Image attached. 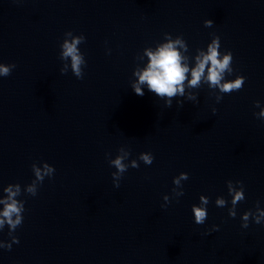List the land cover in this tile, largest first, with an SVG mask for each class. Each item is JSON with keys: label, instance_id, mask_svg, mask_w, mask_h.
<instances>
[{"label": "water", "instance_id": "95a60500", "mask_svg": "<svg viewBox=\"0 0 264 264\" xmlns=\"http://www.w3.org/2000/svg\"><path fill=\"white\" fill-rule=\"evenodd\" d=\"M81 35L78 79L60 54ZM177 36L189 71L184 95L167 107L146 84L143 96L132 86L148 66L146 49ZM214 36L221 56L233 57L221 83L243 76L240 90L210 87V62L199 85L189 84ZM0 64L15 65L0 76V213L9 185L24 204L21 225L0 229V264H264V220L254 221L257 206L264 210V117L256 115L264 109V0H0ZM120 148L129 167L116 187L110 160ZM141 153L152 154L151 165ZM45 163L55 171L36 181L32 166ZM182 172L188 179L178 187ZM229 180L244 188L235 217ZM201 195L209 203L198 225L192 206Z\"/></svg>", "mask_w": 264, "mask_h": 264}, {"label": "clouds", "instance_id": "9594fccd", "mask_svg": "<svg viewBox=\"0 0 264 264\" xmlns=\"http://www.w3.org/2000/svg\"><path fill=\"white\" fill-rule=\"evenodd\" d=\"M205 26L210 27L213 24L212 20H205ZM65 35H71V32L66 33ZM168 35L167 33L165 34ZM85 39L84 36H78L72 40V42H68L67 40L61 45L63 51L60 54V59L67 60L69 57L71 58V67L72 72L78 79L83 78V72L81 71V65L85 64V60L83 56L79 53L77 49V45L83 42ZM177 45L181 47L186 46L183 43V39L180 36H177L176 40H169L168 43L160 45L155 52L146 49V54L148 56V66L142 72L138 74V81L133 84V89L135 94L139 96L144 95V91L140 85H147L148 91L154 93L157 97L165 100V105L167 107H171L172 100L176 96L184 95V82L186 80V73H188L189 69L186 65L182 64V57L180 52L177 50ZM220 47V38L218 36H214L211 43L208 45L207 54L203 52L200 53V56L197 57V65L192 70V79L189 82L190 86L196 87L199 85L202 75L205 72V68L208 67V76L207 81L209 86L212 88H219L221 93H231L233 91L240 90L245 82V77L237 76L234 80H226L224 83L221 81L224 79V74H231L233 69L232 65V53L230 51L225 52L222 56L218 51ZM202 57V58H201ZM15 67V65H4L0 64V76H8L11 73V70ZM61 73H67L66 67L61 69ZM189 100L195 101V96H189ZM221 97H217V102H219ZM178 104H182V101H177ZM256 106L259 107V102L256 103ZM215 112V109H213ZM258 117H264V109L256 114ZM119 152L123 153V155H117L115 159L110 160V164L114 166L117 171L114 172L113 179L116 187H119V179L122 174L127 170L129 165L124 163V160L130 155L129 152H125L123 148L119 149ZM154 157L151 153H141L139 156V160L143 161L146 165H151ZM131 167L138 168L139 164L137 160H132ZM33 171L35 172L36 181L42 182L45 176L51 177L54 173L55 169L49 164H44L43 171L40 168H36L34 165L32 166ZM187 173H180L178 177H175L173 180L174 185L181 186V180H187ZM241 185V190L236 191L232 184L231 180L227 181V187L229 195L232 196L231 205L232 207L228 209L229 216H236V205L238 202H241L245 199L244 196V188L243 184L240 181H236ZM18 188L19 185H16ZM174 190V189H173ZM5 192L8 193V199L11 200L10 203H5L4 211L0 213V216L3 219H0V229H2L7 222L9 228L14 231L19 225H21L23 221L22 213L24 212V204H18V202L12 197L17 195V193L11 192V185L8 188H5ZM28 192L35 196L37 194V187L35 182L28 188ZM183 195V192L177 193V196ZM168 200V197L164 198ZM4 201H0L2 203ZM209 203L208 197L203 195L200 196V206L193 205L192 213L194 215V221L198 225H202L207 218V209L206 205ZM227 201L223 198H217L215 201L216 206L225 207ZM258 203V202H257ZM13 215H15V219H13ZM253 213L251 211H247L243 214L242 219L244 221H248L249 217H252ZM264 220V210H261L258 206L256 208V216L254 218L255 223L260 224ZM242 227L247 228L248 223L245 222L242 224ZM212 230H218V226L213 225ZM11 234V232L9 233ZM13 242L18 243V239L16 237L12 238ZM7 248H11V244H7Z\"/></svg>", "mask_w": 264, "mask_h": 264}]
</instances>
